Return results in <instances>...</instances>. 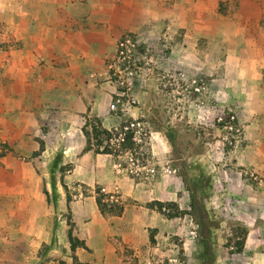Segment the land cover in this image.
I'll return each mask as SVG.
<instances>
[{
	"label": "rangeland",
	"instance_id": "1",
	"mask_svg": "<svg viewBox=\"0 0 264 264\" xmlns=\"http://www.w3.org/2000/svg\"><path fill=\"white\" fill-rule=\"evenodd\" d=\"M248 1L0 0L1 83L6 84L7 74L23 77L6 63L25 56L23 28L53 22L65 37V59L71 54L68 39L79 35L80 91L89 77L96 87L107 83L112 95H121V104L109 110L102 126L116 134L131 121L140 123V142L131 152L113 156L115 172L124 170L139 196L66 185L64 171L49 180L53 189L47 186V191L42 180L41 194H0V264H76L68 233L79 240L96 219L105 220L119 249L123 212L100 214L97 191L109 203L128 205L127 218L144 221L142 231L128 232L152 255L140 264H202L209 257L212 264H252L253 252L263 261L264 66L257 58H264V0ZM45 9L55 17L44 18ZM84 60L99 72L86 73ZM131 108L138 111L135 119L127 113ZM92 123L93 117H86L83 130L88 132ZM0 148L2 157L7 147ZM132 161L139 175L130 173ZM187 187L201 194L205 219L200 210L194 219L188 214ZM152 200L162 202L165 212L148 208ZM172 209L182 214L168 218ZM44 220L52 225L40 226ZM81 220L85 232L79 231ZM22 249L25 256H18ZM129 258L138 264L136 257Z\"/></svg>",
	"mask_w": 264,
	"mask_h": 264
},
{
	"label": "crops",
	"instance_id": "2",
	"mask_svg": "<svg viewBox=\"0 0 264 264\" xmlns=\"http://www.w3.org/2000/svg\"><path fill=\"white\" fill-rule=\"evenodd\" d=\"M42 14L44 18L49 14L54 18L56 12L45 9ZM59 30L57 24L46 20L45 24L34 27L26 25L23 28L24 58H10L6 62L16 71H23V77L6 73V84H3L1 78H5V73H0V147H7L5 155L0 157V194H41L44 188L39 183L45 181L48 191L49 180L64 171L62 182L66 185L98 186L105 192L119 189L123 190L124 198H127L125 195L137 198V184L124 170L121 175L113 168L116 165L113 156L117 155L98 154L87 148L88 129L83 130L85 118H97L106 126L113 95L107 83L96 87V80L89 77L85 79L84 90L80 91L84 77L78 75L82 65L77 45L79 35L68 39L71 54L65 59L62 49L65 37ZM92 40L94 38L88 37L87 44L93 45ZM257 63L264 66V58H257ZM84 66L86 73L99 72L91 62L86 61ZM102 98H105L103 108L99 109ZM127 113L135 119L138 111L131 108ZM65 165L69 168H60ZM23 177L28 179L27 184H19ZM55 186L59 192V182ZM151 188L146 187L147 191ZM151 199L148 196V200ZM129 210L130 207L123 204V245L119 243V249L112 242L113 236L105 220L88 222V233L81 234L79 239L85 248L75 249L76 264H133L129 256L136 257L138 264L152 259L150 251H142V240L128 234L134 227L142 231L144 225L141 219L127 218ZM81 222L79 231L85 232L87 224ZM51 225L48 220L40 224ZM48 227L42 229L47 231ZM125 248H130L132 255L127 256ZM19 252L18 256H25V250ZM249 258L252 264H264L258 252H253Z\"/></svg>",
	"mask_w": 264,
	"mask_h": 264
},
{
	"label": "trees",
	"instance_id": "3",
	"mask_svg": "<svg viewBox=\"0 0 264 264\" xmlns=\"http://www.w3.org/2000/svg\"><path fill=\"white\" fill-rule=\"evenodd\" d=\"M115 99V96H112V101ZM87 148L93 149L95 153L98 154H114L117 155L120 152L125 151H131L135 147V143L132 140L133 135L131 132L127 131L124 133L123 137H119L118 140V134H114V132L105 129L99 119L94 118L93 123L90 127V131L87 132ZM181 180L186 187V178L185 176H181ZM197 183L194 184L196 186ZM189 192V211L188 214L191 216L192 219H194L196 210H200L203 214V218L205 219L207 217V213L205 210V206L202 201V196L198 191H195L192 188H186ZM197 189V188H196ZM96 190H99L97 188ZM108 197L103 193H99L97 191V196L95 198V202L97 205V208L102 215L110 214V215H120L123 212V206L118 201H112V203H109V201H106L105 198ZM167 208H170L174 205V203H167ZM147 207L150 208H156L158 211L164 213L163 207L164 204L160 201H151L150 203H147ZM173 210V209H172ZM180 214H182V211H179L178 209H175V211H170L166 213L168 218L172 217H179ZM68 240L70 244V249L74 251L77 247H83L85 248V245L83 241H79L78 239L74 238L71 233H68ZM205 250L209 249L208 244L205 245ZM240 250V249H238ZM213 260L209 257L208 262H203L202 264H212Z\"/></svg>",
	"mask_w": 264,
	"mask_h": 264
},
{
	"label": "built area",
	"instance_id": "4",
	"mask_svg": "<svg viewBox=\"0 0 264 264\" xmlns=\"http://www.w3.org/2000/svg\"><path fill=\"white\" fill-rule=\"evenodd\" d=\"M127 43L130 45L129 41H127ZM121 45L122 46L123 45L128 46L127 44H125V42L121 43ZM120 96L121 95H116L115 99L111 102L110 111H115L117 109V106H119V104H121ZM139 124L140 123L138 121H136V120L129 122V124L125 127V131H120L119 133H117L118 134V140H119V137H123L124 136L125 132L129 131L133 135L132 140L134 141V143L137 144L138 142H140V138L136 136V130L139 127ZM115 130H117V129L115 128ZM112 132H114V131H112ZM128 152H131V151H128ZM129 171L133 175H139V169H138V167H137V165L135 164L134 161L131 162V168H130Z\"/></svg>",
	"mask_w": 264,
	"mask_h": 264
}]
</instances>
